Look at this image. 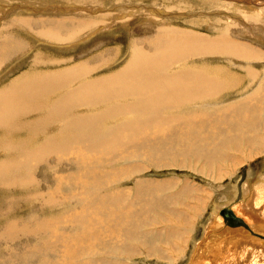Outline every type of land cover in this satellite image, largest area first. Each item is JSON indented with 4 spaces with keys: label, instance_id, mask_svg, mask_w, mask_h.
Returning <instances> with one entry per match:
<instances>
[{
    "label": "rangeland",
    "instance_id": "obj_1",
    "mask_svg": "<svg viewBox=\"0 0 264 264\" xmlns=\"http://www.w3.org/2000/svg\"><path fill=\"white\" fill-rule=\"evenodd\" d=\"M229 5H232L230 8L234 6L235 7L230 9ZM12 18L13 20H11ZM22 19H24L25 21H22V24L17 25V20ZM92 21L97 22L96 26H98H92L89 29L85 30L87 33L81 32V35L77 37V40H74L75 42H69L70 45L68 42H54L55 44L52 43L53 41L49 40L52 38L49 37L45 32H43L42 28L40 27L41 23L53 27V25L58 24V22L63 23L65 24V26H67L66 23L84 22L85 24H90ZM27 23H31L33 24V26H27ZM72 28V25H69V29ZM102 29H105L106 32H102ZM164 31L173 32L174 34L180 35L182 37L194 36L200 39H210L212 42V44L210 45L212 46L222 45V43L225 44L223 41L224 38L221 41L218 40L222 36H226L228 37V40L231 39L233 40L232 42L235 41L236 44L237 42H239L238 45H240L241 43L242 45L240 46L242 47L246 48L248 46L249 48L251 47L252 49H256L258 51V56L256 55L250 60L247 57H242L241 60H239L241 56H239V58L231 57L232 59L226 55L212 56L210 54V51L200 54L201 56L199 55V57L197 58L195 57L191 59L189 61L190 63H188L185 68H192L193 70H197V72H201L203 76L209 79H213L214 82L217 81L218 86L222 84L223 86H226L227 81L230 80V82H233L234 77L235 79L239 78L246 81L245 82L243 80L237 79L239 81H242V84L244 86H241V82L236 80L235 82H237V84L235 82L233 83L237 86L232 83L234 87H231L232 85H230L231 83L228 81L229 87H231V89L228 88V90L230 91L226 89L225 91L220 93V96L217 95L213 100L212 98H209L198 102L197 104L200 108L197 106H193L192 111L201 110L199 113L206 114L207 118H217L218 120H221V118H224V116L222 115H225L226 118L230 119H233L232 117H234V119L238 117V114L236 112L233 113V105H235L236 107L238 105H245V102L248 101L249 103H246L247 107L253 108L254 106L259 105L264 107V0H0V49H2V53L0 56L2 57L7 52L11 53L8 59L3 60L0 64V92L10 87L11 83H13L14 81H18L20 78L34 77V75H41L46 71L50 72V74H58L63 71L69 72L74 68L80 67L82 65H87V63V66L89 68L91 67L96 70L93 79H97L103 76H109L120 71L125 65L129 64L131 60V54H133V49L136 45L139 44L138 49H140L141 51L145 50L147 52L150 50V40L158 38ZM84 33L88 35L86 36V34ZM227 34L229 36H227ZM40 37H42V39ZM45 37L49 39L46 40ZM212 40H215V42ZM144 42L147 44H145ZM216 42L219 44H217ZM16 44L21 45V49H13ZM245 58L247 59V61L245 60ZM65 60L68 63L65 62ZM90 60L92 62H90ZM227 66L230 68L228 69ZM175 69L176 70L171 68L170 73L175 74L182 70V68H180V65ZM223 70L227 72L224 73ZM249 72H253V75H251V78H249L248 80L246 79V76L249 74ZM239 83L240 86H238ZM254 94L257 95L254 96ZM252 96H254L255 98ZM245 99L246 101L243 102ZM257 102L259 104H257ZM189 112L190 111H185L184 114H188ZM224 112L228 113L225 114ZM81 113L84 114L85 112ZM230 114L233 116H231ZM229 115L230 117H227ZM33 116L34 115L30 116L29 122L32 121L31 117ZM34 117L36 118V116ZM226 118H224L223 121H225ZM212 122L211 126L213 127L214 122ZM62 125L63 123L55 124L53 127H48L47 129L42 124L40 129L41 135L36 137L38 131L35 129L31 130L29 132V137L25 141H22V138L27 137V135L22 138L6 137L7 139L5 138V136L0 135V138L3 137L2 147H0V158L2 156L0 161L6 159V157H9L10 154L13 155L15 153V151L10 147L14 145V143L18 144L20 142H23L26 150L37 151L42 147L45 139L49 138L51 135L54 136L59 132V129ZM7 146H9L11 150L7 152L5 154L6 157H4L2 149L4 150ZM78 148V144H74L70 147L71 151H68L70 153H66L64 151H54L53 153H50V151H46V153L49 154V159H51H47V163L46 161L43 162L46 163L44 165L43 163H35V165H37V170L34 173L35 182H33L32 186L18 188L13 193L11 192L9 194L0 193V230L2 229V227L4 228L8 221H18L20 223L29 222L28 224H34L36 220L46 219L55 221L56 223L63 220L61 223L59 222V224L54 223V226L53 224L50 225L52 226L51 231H53L54 234L52 235V238L48 240V250L55 251L58 249V251H60L61 257L57 259V264H93L94 261L96 262L94 264H115L117 261L114 262L113 260H116V258H118L119 254L121 253L120 247L118 245H114V243L120 240L121 235L118 228L113 223H110L113 222V220L111 219L108 221L109 226H105L103 228L101 226L102 230L100 226H98L99 224L97 219H106L105 216L103 218L102 215L100 216V214L98 215L95 213L99 203H95L96 205H94V203H89V201H86L83 206V209L85 211L81 210V207L79 210L77 209L76 211L72 212H68V210L70 209V205H65V203H63L65 198L70 197H74L75 201H78L80 199L82 200L83 197V200L87 199V194L82 189V184L91 183L98 177L104 176L101 173L102 168L97 169L90 174H87L84 172L77 173V170H73L66 165V160L76 158L74 150L77 151ZM172 149L174 150L170 149V152L173 153V155L168 154V156H166L165 153L169 151L166 150L165 152V149L155 155L157 163L156 165H158L156 166L157 168L155 166H152L151 163L146 159V157H143L139 162V164L143 166V172L140 175L132 176L126 179L122 172L116 170L118 168H115L113 170L115 171L114 173L113 171H111V176L117 180V184L119 186V189L117 190L115 188V190L111 191V194H121L122 192H127L125 193V196H129L130 193L132 195L135 186L137 184H141L142 180L143 182L148 180L152 182H171V190L164 188L163 191L158 195L159 199L164 201L162 207L157 208L156 212H152L150 214L151 216L149 215V218L153 216L157 218L156 223L142 229V233L144 235L150 231L148 234L149 236L147 234L146 236L142 234V238L145 237L147 238V240L145 238H141L139 239L140 241H136L135 239V243L133 238L131 239L133 240V242L130 240L129 243L131 247L134 246V249H131L130 245L128 244L125 249L123 248V250H121L125 254V257L122 259L123 264H205V261H207V263L210 261V264H218L220 263V261L221 264H235L234 262H236L237 264L240 263L241 256L245 255L244 252L246 253V251H244L245 247L249 248L250 253H252L254 250L257 252L258 257L263 258L264 154L258 157H254L255 155H257L256 153H258V151L254 150V152L250 153L245 143L242 142L240 144V150H225V153L228 157L226 159L228 161L226 159L221 160V163H219L221 165V167H219L220 169H217V166H215L214 169H211L208 167V165H205L203 161H200V163L199 161H195L194 159L192 161L194 163L193 165L196 168H189L188 166L176 165L175 162L184 159L182 154L176 153L178 151L174 147ZM64 156L66 157L64 159L63 167L55 168V171H57L58 174H52V176L47 175V166L45 165H51L54 161V158L62 157L61 159H63ZM86 156L87 158H90L91 155L86 154L85 157ZM24 157L27 158L25 153L20 155V159H23ZM252 157L254 158L252 159ZM91 158L93 157L91 156ZM164 159L166 165L163 162ZM131 163L132 162L129 161V164ZM102 171H108V169L105 168ZM116 175L118 176V178H120V180ZM85 178H88L89 181H85ZM106 179L107 178L104 176L103 180ZM59 180L62 184L59 182ZM63 180L64 182H62ZM184 184L189 186V189H191L189 191L183 192L181 188H183ZM28 187L32 188L30 189ZM198 189L200 190L198 191ZM38 193H51L49 194V196L51 195L50 197L52 199V202L58 203L61 206H57L56 208L53 207L52 209L50 206L43 207L42 201H40V199V202L37 201L38 198H36V195ZM183 193H185V195ZM30 194L34 195L33 199L31 198L28 201L25 200V204L24 201L20 198L26 197ZM145 196L146 194L144 193V197ZM147 197L143 198V201ZM15 200H18L16 201L17 204L14 202ZM130 201L131 200L128 201V204L130 203ZM12 203L14 204V206L12 205ZM91 204L93 205V207H91ZM149 204V201H146L144 204L141 202V204H138L135 208L143 209L144 205ZM196 206L198 207V210H196ZM226 206H229L233 210V212H236L234 213L235 216L241 218L244 221L243 224L239 225L238 227L231 226V228L242 232V235L240 234L241 236L236 235V239L240 238V240L235 239V241L232 243L233 247L231 248L228 247L229 241H231V237L224 238L225 240L223 241L218 236L212 235L207 239V242L204 238L207 227H209L212 223V225H214L215 223V226L217 227V229H219L218 227H220V224H218L219 222H216L217 219L222 222L223 227L230 228L229 226L225 225L226 221L220 214V210ZM248 210H250L251 213ZM252 210L254 211L252 212ZM6 212H8L9 214ZM81 214H83V216ZM85 214H87V216ZM191 214L193 215V217ZM254 214L257 216H255ZM87 217L90 218L89 221ZM57 218L59 219L56 220ZM160 218L164 219V222H159ZM211 219H213V221ZM209 220L211 221V223ZM75 221H77L78 223ZM84 221L87 224L85 226L88 229L89 233L86 231L87 229L84 226ZM92 221H97L96 223L98 225H96V223H93ZM70 223L71 225L69 226ZM63 224L64 227H61L63 226ZM78 224L83 225V227L81 225L79 226ZM111 226H115V229L117 231H115L114 227L112 228ZM58 228L61 230H59ZM106 228H108V231L106 230ZM146 229L149 231H147ZM152 229L155 230L157 235L155 232H153L154 230ZM90 230L93 231L91 232ZM151 230L152 233L155 234L153 235V237L151 235ZM109 232H113L115 236L109 235ZM105 233L106 235H104ZM244 234L248 235V238H244ZM25 238H28V242L31 248L39 247L40 253H50L44 248L43 243L39 244L40 246H37V243L32 242V238L34 239V237L31 235H28L27 237V235L18 234L17 239L14 241L15 243H13V248H19L18 244L21 243L20 239L26 241ZM162 239L166 241H163ZM149 240L151 242H149ZM207 245H210L209 248H217L222 254L225 253L226 258H221L220 256H210V258H207L205 260L201 259L202 254L200 253V250H204V247H207ZM95 247L99 248L100 251L98 249H94ZM126 249H128L127 252H130V254L126 253ZM84 250H88V253H86L87 251L85 252ZM131 252H133V254ZM135 252H137L138 254ZM233 254L235 255V257ZM0 255L2 256L1 253ZM128 255H130V257H128ZM18 256L19 258L24 257V255L22 254H19ZM232 257L236 258V261H231L230 258ZM92 258L94 259V261ZM95 258H97V260ZM105 259H107L108 261ZM247 259L250 261L251 257L249 256ZM97 261L99 263H97Z\"/></svg>",
    "mask_w": 264,
    "mask_h": 264
},
{
    "label": "bare ground",
    "instance_id": "obj_2",
    "mask_svg": "<svg viewBox=\"0 0 264 264\" xmlns=\"http://www.w3.org/2000/svg\"><path fill=\"white\" fill-rule=\"evenodd\" d=\"M231 6L229 5V8ZM11 20H13V18ZM17 21H18L17 23L16 22L14 23L19 25V24H22V21H25V20L22 19V20H17ZM66 24L67 26H65V24L63 23L58 22V24H55L53 25V27H51V26H47L46 24L41 23L40 27L42 28L43 32H45L49 37L52 38V39H49L45 37L46 40L49 39L53 41L52 43L54 42L56 43L68 42L69 43L70 41L75 42L74 40H77V37L81 35V32H86L85 30L89 29L92 26H95V27L98 26V25L96 26L97 22L95 21H92L90 24H87V23L85 24L84 22L82 23L73 22V23H66ZM30 25L33 26V24L31 23H27V26H30ZM69 25H72L73 28L69 29ZM92 30H95V29H92ZM102 32H106L105 29H102ZM8 33H9V30H8ZM87 35L88 34H86V36ZM227 36L229 35L227 34ZM40 38L42 39V37ZM222 39L225 44L222 43V45L212 46L210 45L212 44L210 39L209 40H206L203 38L200 39L194 36L182 37L180 35L174 34L173 32L164 31L162 34H160L158 38L150 40L149 43L151 46L149 45L150 47L149 51L147 52L145 50L141 51L140 49H138L139 44L136 45L135 48L133 49L134 55L131 54V60L129 64L125 65L120 71L114 74H111L109 76H103L97 79H93V76L96 70L91 67L89 68L87 66L88 65L87 63V65H82L80 67L74 68L72 71H69V72L63 71L58 74L56 73L50 74V72L46 71L45 73L41 75H37V76L34 75V77L20 78L18 81H14L13 83H11L10 87L0 92V135L5 136V138L6 137L7 138L9 137L10 138L11 137L22 138L25 135H27V137L22 138V141H25L29 137V132L31 130H34V129L37 130L38 132H37L36 137L40 136L41 135L40 129H41L42 124L47 129L48 127H53L55 124L63 123V125L61 126L57 134H55L54 136L51 135L52 137L48 136L49 138L45 139V141L43 142V145L40 144L42 145V147L38 149L37 151L26 150L23 142H20L18 144L14 143V145L10 146L11 149L15 151V153L13 155L9 153L10 154L9 157H6L5 154L11 150L10 147L7 146L4 150L2 149L3 156L6 157V159L0 161V193L9 194L11 192L13 193L18 188H25L27 186H32L33 182H35L34 173L37 170V165H35V163L42 164L45 161L47 163V159H49V154H47L46 151L47 152L50 151V153L51 152L53 153L54 151H64L67 153L70 150V147L72 145L78 144V147H79L78 150L77 151L74 150L76 158H73L71 160H66V165L73 170H77V173L84 172L87 174H90L96 171L97 169L102 168V170H104L105 168H107L108 171L101 170V173L107 179L103 180L104 176H100L96 179L97 182L96 180H94L91 183L82 184L83 186L82 189L87 194V199L83 200L84 198L83 197L82 200L80 199L81 201L80 200L75 201L74 197H70V198L63 197L65 198L63 203H65V205H70V209L68 210V212L76 211L77 209L79 210L81 207H82L81 210H84L83 206L86 203V201H89V203H94V205H96L95 203H99L98 208L95 213L98 215L100 214V216L102 215L103 218L105 216L106 219L105 220L97 219L99 225L96 223L97 221L96 222L92 221V222L96 223V225L100 226V228L101 226L103 228L105 226L106 227L109 226L108 221L110 219L113 220V222H110V223H113L118 228L119 233L121 235L120 240L114 243V245H118L120 247L121 254H119V257L113 261L114 262L117 261L115 264H123L122 259L125 257V254L121 250H123V248L125 249V247L128 244L130 245L129 241L131 239L134 238V241L135 239L136 241L141 239L142 234H143L142 229L144 227L146 228L150 226L151 224L156 223L157 218H155L154 216L149 218V215L154 211L156 212L157 208L162 207L164 201L159 199L158 195L159 193L163 191L164 188L171 190L170 189L171 182H168V181L152 182L149 180L143 182L142 180L141 184H137L135 186L133 194H132L133 197L131 193L129 196H125L126 195L125 193L127 192L125 193L122 192L121 194L120 193L111 194V191L115 190V188L117 190L119 189L117 180L111 176V171H113L115 168H118L116 170H119L120 172H122L126 179L132 176L140 175L143 172V166H141L139 162L143 157H146V159L151 163V165L156 167L158 165H156L157 163H156L155 155L160 153L163 149H165V152L166 150L169 151L165 153L166 156H168V154L173 155V153L170 152V149L174 150L172 149L173 147L178 151V152L175 151L177 154L183 155V159H184V160L175 162L176 165L177 166H180V165L188 166L189 168L195 167L192 161L194 159L195 161L197 160L199 162L203 161V163L205 165H208V167L211 169L212 168L214 169L215 166H217V169H220L219 167H221V165L219 163H221V160L228 158L227 154L225 153V150H228V149L240 150V144L242 142L245 143L250 153L254 152V150L258 151V153H256L257 155H255L254 157L256 156L258 157L264 154V107L263 106L259 105V106H254L253 108L247 107L246 103H249V102L248 101L245 102L246 99L244 101L242 100L243 102H245V105L243 104L239 106L238 104H236L238 105L237 107L233 105L234 106L233 113L236 112L238 114V117L236 119H234V117H232L233 119H230V118H226L225 115H222L224 116V118H226L225 121H223L224 118H221V120H218L217 118L216 119L207 118L206 114L199 113L201 110L192 111L193 106L199 107V105L197 104L198 102L209 99V98H212L213 100L217 95L220 96V93H222L226 89L228 90V88L231 89V87H234L233 82H235L239 78L235 79L234 75H233L234 78L231 76L234 79L233 82H230V80H228L231 83L230 85H232L231 87H229L228 81H227L226 86L225 85L223 86V84L218 86L217 81L214 82L213 79H209L203 76L201 72L199 71L197 72V70H193L192 68L186 69L185 66H187L188 63H190L189 61L191 59L195 57L197 58L199 57L200 54L205 53L207 51H210V54L212 56L226 55V56H229L230 58L231 57L239 58V56H241L239 60H241L242 57H247L250 60L252 57L256 55L258 56V53H257L258 51L256 49L255 51L254 49H252L251 47L249 48L248 46L246 48L242 47L240 46L242 45L241 43L240 45H238L239 42H237L236 44L235 41L232 42L233 40L231 39L228 40V37L226 36H222L218 41H221ZM212 41L215 42V40H212ZM2 43H5V42H2ZM205 44H208V45H205ZM13 49L19 50L21 49V45L16 44ZM53 49H54V46H53ZM1 50L2 49H0V55L2 53ZM10 55L11 53L7 52L2 57L0 56L1 57L0 64L2 63L3 60L8 59ZM245 60L247 61L246 58ZM65 62L67 61L65 60ZM90 62L92 61L90 60ZM179 65H180V68H182L181 71L175 74L170 73L171 68L176 70L175 68H177V66ZM229 68L230 67H228V69ZM228 69H225V70H228ZM226 72L224 71V73ZM251 75H253V72H249V74L246 76V79L249 80V78H251ZM239 80L245 81L244 79H239ZM239 82H241V86H242L243 82L242 81H239ZM235 83L237 84V82ZM238 86H240V83L238 84ZM257 94H254V96ZM242 101H239V102H242ZM257 104L259 103L257 102ZM83 107H86V108H83ZM185 111H190L191 113L189 112L188 114H184ZM81 112H85V113L82 114ZM224 113L227 114L228 112L227 113L224 112ZM32 115L36 116V118L34 116L31 117L32 121L29 122L30 116ZM230 115L227 117H230ZM212 121L214 122L213 127L211 126ZM2 139L3 137L0 138V147H2ZM0 151H1V148H0ZM23 153H25L27 158L24 157L23 159H20V155ZM86 154L91 155L93 158H91V156L90 158H87V156L85 157ZM65 157L66 156H64L63 159H61L62 157L54 158V161L52 162L51 165H45L47 166L46 174L50 176H52V174L53 175L58 174V172L55 171V168L63 167ZM174 157H178V156H174ZM254 157H252V159ZM69 158H70V155H69ZM165 159L163 160V162L165 161ZM129 161H131L132 163L129 164ZM46 163H43V165ZM114 172L115 171H113V173ZM85 179H86L85 181L87 182L89 181L88 178H85ZM118 179L120 180V178ZM62 182H64V180ZM28 188L31 189L32 187H28ZM181 189L183 192H185V191H189L191 188L189 189V186L184 184L183 188ZM87 190H90V191H87ZM199 190L200 189H198V191ZM144 193L146 194L145 197L147 196L148 197L144 199L143 201V198H145ZM49 194L51 193H46V194L38 193L36 195V198H38L37 201H39L40 199V201H42L43 207L50 206L51 209L53 207L56 208L57 206H61L58 203L52 202V199L50 197L51 195L49 196ZM183 194L185 195V193ZM30 195H28L30 197L26 196L20 199L23 200L25 203V200L28 201L31 198L33 199L34 195L32 194ZM129 200H131L129 203L130 205L128 204ZM16 201L18 200H15L14 202L16 203ZM146 201H149L150 204L144 205L143 209L135 208L138 204H141V202L144 204ZM199 204H200V201H199ZM12 205L14 206L13 203ZM91 207H93V205ZM196 210H198V207L196 208ZM248 211L250 212V210ZM253 211L254 210H252V212ZM244 213H247V212H244ZM83 214L81 215L83 216ZM85 215L87 216V214ZM58 219L59 218H57L56 220ZM89 220L90 218H88V221ZM211 220L213 221V219ZM62 221H58L56 223L55 221L45 219V220H36L34 224H28L29 222L20 223L18 221L16 222L8 221L6 225L4 226V228L2 227V229L0 230V253L2 254V256L0 255L1 256L0 264H57V259L61 257L60 256L61 253L60 251H58V249L55 251L48 250V240L51 239L52 235L54 234V232L51 231L52 226L50 225L53 224L54 226L55 224H59V222L61 223ZM159 222H164V219L160 218ZM216 222H219L218 224H220V227H218L219 229H217V227L215 226V223L214 225H212L213 224L212 223L209 227H207L205 235H204L206 242H207V239L212 235L218 236L223 241L225 240L224 238L231 237L230 238L231 241H229L228 247L230 248L233 247L232 243L237 238L236 235H240L242 232L231 228V226L238 227L241 224L226 222L225 225L230 227L228 228V227H223L222 222H220L218 219L216 220ZM79 223H80V220H79ZM70 225L71 223L69 224V226ZM78 225L80 226L81 224H78ZM85 225H87L86 222L84 226ZM81 226L83 227V225ZM115 226H113L114 229H115ZM61 227H64V224ZM107 229L108 228H106V230ZM152 230H151V235L153 237V235L155 234L152 233ZM86 231L88 232V229ZM90 231L92 232L93 230H90ZM115 231L117 230L115 229ZM149 232L148 233L145 232V233L148 235ZM153 232H155V230ZM106 233L104 235H106ZM18 234L27 235V237L28 235L33 236L34 239L32 238V242L37 243V246L43 243L44 248L48 250L50 253H47V254L40 253L39 247L31 248L28 242V238H25L26 241L20 239L21 243L18 244L19 248L14 249L13 243H15L14 241L17 239ZM146 234L145 235L143 234V235L146 236ZM109 235L115 236L113 232H109ZM243 237L248 238V235L244 234ZM145 239L147 240V238ZM236 240H240V238ZM131 241L133 242V240ZM163 241H166V240H163ZM149 242L151 241L149 240ZM143 243H144V240H143ZM209 246L207 245V247H204L205 248L204 250L202 251L200 250V253L202 254L201 259L205 260L207 258H210V256H217V257L220 256L221 258L226 256L224 252H223L224 254H222L219 252L217 248H211V247L209 248ZM132 248L134 249V246L131 247V249ZM94 249H98L100 251L99 248L95 247ZM19 250H22V251H19ZM127 250L128 249H126V253H128ZM84 251L85 252L87 251L86 253H88V250H84ZM195 251H196V248H195ZM244 251H246V253L244 252L245 255L241 256V261L240 263H237V264H264V257L263 258L258 257L256 251L253 250V252L250 253L249 248L247 247L244 248ZM133 252L131 253L133 254ZM19 254L24 255V257L19 258L18 256ZM128 254H130V252ZM96 256H92V257H96ZM249 256L251 257L250 261L247 259ZM128 257H130V255H128ZM234 257L230 258V260L236 261V258ZM243 257H245L246 259ZM95 259L97 260V258ZM198 262H199V259H198ZM209 262L207 263V261H205V264H210ZM94 263L96 262L94 261ZM97 263L99 262L97 261ZM234 263L236 264V262ZM198 264H201V263H198ZM218 264H221V261Z\"/></svg>",
    "mask_w": 264,
    "mask_h": 264
},
{
    "label": "water",
    "instance_id": "obj_3",
    "mask_svg": "<svg viewBox=\"0 0 264 264\" xmlns=\"http://www.w3.org/2000/svg\"><path fill=\"white\" fill-rule=\"evenodd\" d=\"M220 214L223 217V219L228 223L243 224L242 219L235 216L234 212L229 206L223 207L220 210Z\"/></svg>",
    "mask_w": 264,
    "mask_h": 264
}]
</instances>
